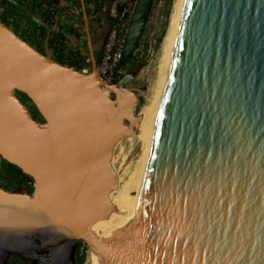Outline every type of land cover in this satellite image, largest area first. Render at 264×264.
<instances>
[{
  "label": "water",
  "instance_id": "obj_1",
  "mask_svg": "<svg viewBox=\"0 0 264 264\" xmlns=\"http://www.w3.org/2000/svg\"><path fill=\"white\" fill-rule=\"evenodd\" d=\"M0 21V157L33 192L0 187V264H75L91 242L108 264H264V0H181L144 184L109 217L115 144L134 135L139 97L101 81L84 0L90 71L56 62ZM153 0H137L123 58L135 53ZM25 95L43 122L17 97Z\"/></svg>",
  "mask_w": 264,
  "mask_h": 264
},
{
  "label": "rangeland",
  "instance_id": "obj_2",
  "mask_svg": "<svg viewBox=\"0 0 264 264\" xmlns=\"http://www.w3.org/2000/svg\"><path fill=\"white\" fill-rule=\"evenodd\" d=\"M125 1L126 0H112L111 5L109 6L110 19V14L116 9V5ZM176 1L177 0H153L143 35L139 41L138 49L132 59L133 64L131 62V64L126 65L121 72V74L131 71L134 72V78L132 82L128 85H125L124 87L134 92L140 99V103L134 111L135 115L138 113L139 108L147 102V99L155 87L161 64L160 60L163 54L162 48H164V39L166 37L167 30L169 29L172 17L175 13L174 11L177 5ZM29 2L30 0H23L22 3L27 5ZM127 3H129V0L126 1V4ZM53 8L57 10L58 13L56 16L58 18H54L55 23L50 29H56L57 27H60L62 33L64 32L68 38V43L66 44L67 48L71 49V51L79 50L83 56H86L85 42L87 40L84 23L80 16V8L77 5H74L72 2H68L67 0H60V5L58 7L53 6ZM85 8L86 14L88 16L90 11H92V8L90 10L87 6H85ZM49 10L51 11V9H48V11ZM1 12L2 10L0 8V17L2 16ZM9 12L11 14V11H7L5 13V16L7 15L6 22L8 25H10V27H13L14 24H18L16 22L18 21L20 24H18L19 29L17 33H22L24 30L31 29L33 27V22L28 19L29 17L19 15L15 16V20H13V18L10 19ZM15 12L17 14L22 13L18 8L15 9ZM73 24L76 27H73ZM75 35H79V38H77ZM41 42L42 39L38 38L36 40L37 44H41ZM23 96L26 99V96ZM26 100L29 102L30 106L33 107L30 100L28 98ZM122 139L117 142L114 148L115 150H113V164L118 170L116 172L117 175L119 172L121 173V168L123 166H127L130 162L135 160L139 152V145L137 143L134 142L132 146H129L125 142L126 140ZM122 159L124 160L122 161ZM29 191L32 193L33 188L29 189ZM80 245V253L84 254L83 264H94L93 256H95L97 252L94 245L91 242H89L88 245L85 242H80Z\"/></svg>",
  "mask_w": 264,
  "mask_h": 264
},
{
  "label": "bare ground",
  "instance_id": "obj_3",
  "mask_svg": "<svg viewBox=\"0 0 264 264\" xmlns=\"http://www.w3.org/2000/svg\"><path fill=\"white\" fill-rule=\"evenodd\" d=\"M176 2L177 5L176 7L174 6L175 13L172 17L169 29L167 30V34L164 39V48H162L163 54L160 60L161 64L157 75L155 87L152 90L149 98L147 99V102L139 108L138 113L135 115L139 118L138 125L135 130L136 133L134 135H129L122 139H125V142L129 146H132L134 142L137 143L139 145V152L135 160L130 162L127 166H123L121 168V173L119 172L120 174L118 173V175L116 173L118 170L113 164L114 156L112 154L113 157L111 158L110 164L116 175V187L109 192V199L113 209L108 218L99 220L90 227V231L95 234L100 235L106 232L110 233L113 231H120L128 228V225L122 222L117 200L144 184L146 165L149 159L155 123L157 119L159 105L161 102V95L165 86V81L169 69V57L175 35L181 0H177ZM114 148L113 150H115ZM123 160L124 159H122V161ZM93 262L94 264H108V260L104 256L99 255L97 252L96 255L93 256Z\"/></svg>",
  "mask_w": 264,
  "mask_h": 264
},
{
  "label": "flooded vegetation",
  "instance_id": "obj_4",
  "mask_svg": "<svg viewBox=\"0 0 264 264\" xmlns=\"http://www.w3.org/2000/svg\"><path fill=\"white\" fill-rule=\"evenodd\" d=\"M16 1H18L19 3H21L23 6L27 8L26 4L22 3L21 0H16ZM111 3H112V0H84L85 6H87L89 10L92 8V11H90L89 15L87 16L88 17L87 20H88V27H89V32H90V37H91V42H92V51L94 54L96 64H98L100 54H101V51L99 53L97 51L99 47L98 43L99 41L103 40L106 37L108 30L110 28V24H111V19L109 18V6L111 5ZM0 8L2 10L1 17H4V18H6L7 16V15L5 16V13L7 11H11V14L9 12V16H10V19L13 18V20H15V16H19V15L27 16L25 12H23L19 8L18 9L22 13L17 14L15 12V9L17 7H15L12 4L11 6L0 5ZM16 22L20 24L18 21ZM18 24H14L13 26L14 28H17V30L19 29ZM42 42H43V39H42ZM34 44L40 47V44H37L36 41H34ZM85 47H86V56H83L81 54L80 58H76V61H78L77 62L78 65L75 68L79 70L80 72H82L83 70H86L87 72L90 71V58H89L88 46L86 42H85ZM41 49H42L41 51H43V46ZM133 73H134L133 71L124 73L122 74V77H124L127 74H133ZM16 95L26 105V107L32 114L33 118L36 119L34 117V108L31 107L29 102L26 100L27 97L25 99L23 94L19 92H17ZM36 121L43 122L42 119H36ZM27 178L28 177L22 174L21 170L18 167H16L13 164L8 163L7 161H5L4 159L0 157V187L6 190L12 191V192L26 191L28 194H31V191H29V189H31L32 186L27 184V181H28ZM6 264H33V263L23 258H20L19 256L12 255L8 258Z\"/></svg>",
  "mask_w": 264,
  "mask_h": 264
},
{
  "label": "trees",
  "instance_id": "obj_5",
  "mask_svg": "<svg viewBox=\"0 0 264 264\" xmlns=\"http://www.w3.org/2000/svg\"><path fill=\"white\" fill-rule=\"evenodd\" d=\"M21 1L23 2V0ZM67 1L72 2L74 5H77L80 8L79 0H67ZM126 1L120 2L119 4L116 5V9H115L116 12H121V10L126 7L127 5ZM129 2L130 4H132L131 11H133L137 0H129ZM0 3H1L0 5L11 6V4L7 0H0ZM59 5H60V0H30V2L26 6L29 11H31L33 14H35L37 17L43 20L50 28H52L55 23L54 18L56 17L58 13L57 10L53 8V6L58 7ZM48 9H51V11L50 10L48 11ZM80 16L82 18L81 11H80ZM126 17L128 19L130 15H127ZM0 21L3 24H5L8 28L13 30L15 34H17L24 41H26L27 43L35 47L37 50L39 51L42 50L41 49L42 44H40V47L34 44V41H36L38 38L39 39L44 38L45 31L42 26L35 24L33 22L32 23L33 27L31 29H26L22 33H17L18 32L17 28H14V27L11 28L10 25L7 24L6 18L1 17ZM75 36L79 38V35H75ZM105 40H106V37L103 40L99 41L98 43L99 47L97 50L98 53L102 51L101 49L103 47ZM67 43H68L67 35L62 33L60 27H57L56 29H51V37L49 40V51L51 53L52 58L60 64H64L69 67L75 68L78 65L77 64L78 61H76V58H80L81 53L79 52V50L71 51V49H68L66 45ZM134 54L135 53H133L129 58H122V60L118 64L116 79L112 81L111 84H116L122 78L121 72L126 65L131 64ZM34 117L36 119H41V117L39 116L35 108H34ZM80 246L81 245L79 243L76 249V254H75V257H76L75 264H83L84 262V254L80 253Z\"/></svg>",
  "mask_w": 264,
  "mask_h": 264
},
{
  "label": "built area",
  "instance_id": "obj_6",
  "mask_svg": "<svg viewBox=\"0 0 264 264\" xmlns=\"http://www.w3.org/2000/svg\"><path fill=\"white\" fill-rule=\"evenodd\" d=\"M131 8L132 4L129 2L121 12L116 10L112 12L110 28L97 64L98 77L105 83H111L116 79L118 64L123 58L127 28L132 14ZM127 15H130L128 19ZM82 72L87 73L86 70Z\"/></svg>",
  "mask_w": 264,
  "mask_h": 264
},
{
  "label": "crops",
  "instance_id": "obj_7",
  "mask_svg": "<svg viewBox=\"0 0 264 264\" xmlns=\"http://www.w3.org/2000/svg\"><path fill=\"white\" fill-rule=\"evenodd\" d=\"M113 12V11H112ZM112 13L110 14V17H111ZM55 18H58L57 16ZM73 27H76L74 24H73ZM64 33V32H63Z\"/></svg>",
  "mask_w": 264,
  "mask_h": 264
}]
</instances>
